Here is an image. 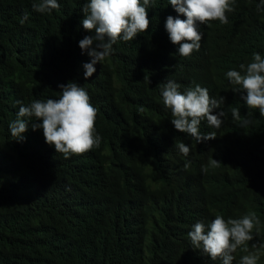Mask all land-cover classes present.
Masks as SVG:
<instances>
[{
    "label": "trees",
    "instance_id": "1",
    "mask_svg": "<svg viewBox=\"0 0 264 264\" xmlns=\"http://www.w3.org/2000/svg\"><path fill=\"white\" fill-rule=\"evenodd\" d=\"M33 2L0 0V264H222L194 249L188 232L197 222L207 231L217 215L253 213V249L246 242L232 264L250 254L264 264V117L226 76L253 53L264 58L261 0H233L227 24H198L201 47L188 57L165 28L169 15L186 17L169 0H150L147 31L117 40L87 79L91 58L79 41L94 35L82 26L89 0H57L60 7L46 13ZM169 80L181 93L200 85L224 97L212 112L225 113L221 127L199 126L216 139L197 143L174 128L161 95ZM69 82L97 110L99 147L65 159L42 129L13 139L9 124L19 108L59 99V85ZM179 143L190 147L187 156Z\"/></svg>",
    "mask_w": 264,
    "mask_h": 264
},
{
    "label": "clouds",
    "instance_id": "2",
    "mask_svg": "<svg viewBox=\"0 0 264 264\" xmlns=\"http://www.w3.org/2000/svg\"><path fill=\"white\" fill-rule=\"evenodd\" d=\"M233 0H169L174 10L186 17L169 15L165 28L173 45H178V54L190 56L193 51H199L202 34L198 24H207L218 20L227 24V12L233 11ZM264 4V0H261ZM150 0H89L82 12L83 28L94 33L79 41L82 52H87L90 62L83 64L85 79L96 72L95 65L101 64L110 56L117 40L132 41L139 33L146 32L150 25L147 6ZM33 10L39 13L51 12L60 7L57 0H38L33 2ZM28 19L25 14L20 23ZM241 71L229 70L226 76L234 86L233 91L241 93V99L248 109H258L264 117V58L253 53L252 62L240 66ZM243 72V74H242ZM62 89L59 99H47L46 102L34 101L30 106H21L16 119L9 124L13 139L22 141L24 133L31 127L33 131L42 129L45 142L54 146L56 153L65 159L72 155H82L99 147L101 137L95 135V119L97 110L90 103L87 91L76 82L59 85ZM180 85L169 80L161 89L163 104L171 110V123L178 132L187 133L197 143L216 139L215 133L202 134L199 126L206 120L211 127L219 129L225 113L220 110L216 115L214 109H220L224 97L219 100L211 98L207 88L196 85L184 93L178 89ZM19 103V102H18ZM232 116L240 121V113L233 108ZM29 126V121L33 120ZM39 121V123L37 122ZM247 120L242 121L246 125ZM180 153L187 156L190 147L185 143L176 145ZM213 163H219L213 160ZM207 171V169H203ZM259 224L255 214L245 215L241 219H225L217 215L208 225L197 222L188 232L191 245L200 249L212 261L222 260V264H232L233 253L250 241L252 246V231ZM259 257L255 254L244 255L240 264H256Z\"/></svg>",
    "mask_w": 264,
    "mask_h": 264
}]
</instances>
